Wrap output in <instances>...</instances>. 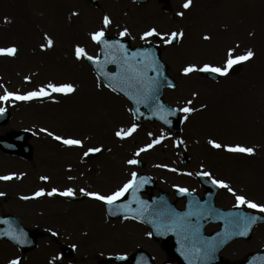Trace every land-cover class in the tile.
<instances>
[{
    "label": "rangeland",
    "instance_id": "374dc122",
    "mask_svg": "<svg viewBox=\"0 0 264 264\" xmlns=\"http://www.w3.org/2000/svg\"><path fill=\"white\" fill-rule=\"evenodd\" d=\"M170 1L171 12L158 0L144 4L101 0L97 5L89 0H0V48L17 49L15 55H0V96L42 88L49 93L0 101V108L10 113L8 122L0 125V137L29 130L33 146L28 157L0 148V177L12 176L0 179V213L15 215L39 234L36 247L27 252L0 241V264L16 258L20 264H115L114 255L136 248L148 250L157 263L178 264L151 238L148 228L130 219H108L104 202L86 195L111 194L131 180L133 172L150 174L156 181L154 192H169L179 207L183 200L175 199L176 188L203 194L197 173H211L207 177L223 180L233 189L221 187L218 206H237L238 195L264 203V0H192L188 8L186 0ZM105 16L111 20L107 26ZM153 27L164 38L172 32L183 33L177 45H162V58L178 82L175 89L165 91L164 99L180 109H195L183 112L187 118L179 134L169 133L158 122H137L129 102L108 90L85 58L75 55L79 45L98 56L91 34L102 28L105 35L117 36L127 28L121 37L137 45L149 39L142 36ZM48 38L53 41L50 47ZM230 49L235 50L233 56L248 50L254 53L242 61L236 75L229 69L214 82L202 71H183L189 64L223 67ZM49 83H71L75 91L53 92L47 88ZM133 124L138 127L130 135H116ZM56 136L83 144L66 145ZM161 136L160 143L146 148ZM212 140L222 146L251 147L254 152L216 148ZM89 148L101 150L85 156ZM133 159L142 160L145 167L129 164ZM53 188L58 191L48 195ZM68 188L83 199H64L59 193ZM41 189L44 194L35 196ZM217 228L210 225L207 232ZM67 245L75 251L72 258L61 252ZM262 247L264 226L255 228L250 240H237L221 254L241 260Z\"/></svg>",
    "mask_w": 264,
    "mask_h": 264
},
{
    "label": "water",
    "instance_id": "95a60500",
    "mask_svg": "<svg viewBox=\"0 0 264 264\" xmlns=\"http://www.w3.org/2000/svg\"><path fill=\"white\" fill-rule=\"evenodd\" d=\"M97 2L98 0H92ZM146 1V0H139ZM164 3H168V0H160ZM108 40H118L127 49L129 56L132 53H136L138 50L147 49L154 56L155 61L158 65L157 69H149L148 76L155 80L153 86V92L151 98L148 99L147 103L137 104L133 99H131L129 93H135L134 88H129L123 84L117 85L113 83L108 77L101 75L100 71L96 67V63L92 60L88 62L92 65L95 71L102 77L104 82L109 85L113 84V87L117 88V91L124 94L133 104L135 116L140 120L150 119L159 120L163 124L167 125L172 132H179L181 130V124L183 119L179 117V110L170 107L164 101H162L163 90L165 87H175L176 83L167 74L168 66L163 63L160 58V49L153 43H148L143 47L132 48L129 41H123L117 39L116 37L107 38ZM178 41L173 40L171 43L174 44ZM103 45L101 44L100 63H104L105 56L108 55L111 59V55L115 54L120 56V53H110L102 51ZM137 59H140L137 57ZM130 63H135V61L130 60ZM114 65L115 71L119 72L121 66L116 63H107L104 70L109 73V66ZM240 69V64L236 65L232 69V73H237ZM213 78H218L219 75L213 72H205ZM120 88H124L120 91ZM143 99L142 96L138 97ZM174 113V114H173ZM167 121L170 123H166ZM8 113H0V123L7 121ZM29 133L24 131L20 134H15L13 141L0 139V146L5 150L10 152H21L25 154H30L31 145L27 143ZM142 165V164H141ZM140 178H145V182L142 186L131 189L129 191L128 199L123 202L113 204L109 207V212L112 217H118L124 214H133L140 218L147 220V222L152 226L154 230V235L157 238H163L166 243V248L169 252L176 257L181 264H238L233 261L223 262V259L219 257V251L232 240L244 237L249 238L251 236V230L256 223L263 222L264 217L259 214H252L245 211L242 208H237L235 210L223 211L214 206V196L217 188L205 181L202 175L199 178L202 182L206 183L211 190L207 192V200L204 202H199L197 200V195L189 194V201L187 203L188 209L186 211H179L171 204L168 200V194L162 193L161 196L155 197L151 196L152 202L143 200L141 198V191H146L148 186L154 185L147 176H139L137 179V184L140 183ZM185 192H180L179 197L185 195ZM151 199V200H152ZM114 205H116L114 207ZM126 205L127 207H123ZM238 217L251 218L256 217L255 223L251 224L247 229H245L243 224L234 223ZM221 221L222 229L219 232L213 233L209 236L205 235V226L209 221ZM23 232L26 243L19 244L13 240L8 235H4L7 232L19 233ZM246 231L247 234H241ZM173 235V243H168L169 236ZM38 234L31 229L25 228L21 222L12 215H2L0 214V239H7L16 243L22 250L27 251L32 249L37 240ZM68 255L71 254L70 251L67 252ZM132 259V264H154L153 259L148 253L141 250L132 256H125L123 258H116L119 263L129 262ZM240 264H264V250L260 252L251 253L248 255V261Z\"/></svg>",
    "mask_w": 264,
    "mask_h": 264
},
{
    "label": "snow or ice",
    "instance_id": "6c2138e0",
    "mask_svg": "<svg viewBox=\"0 0 264 264\" xmlns=\"http://www.w3.org/2000/svg\"><path fill=\"white\" fill-rule=\"evenodd\" d=\"M192 0H186V3L184 4L185 8H188L191 4ZM182 15V13H181ZM104 25L107 26L111 23V20L108 16L104 17L103 21ZM128 29L125 28L123 32L120 33L121 36H124L127 34ZM160 36L161 33L157 31L156 28H151L150 30L143 33L142 39H146L151 36ZM167 35V34H165ZM183 33H176L172 32L170 34V38L165 40V43H171L173 40L177 39L178 36H182ZM91 37L94 41H96L98 44H102L104 47L102 51L110 52V53H120V56H117L115 54L111 55V59H109L108 55L105 56L104 63H100V57L96 56L93 57L88 54V52L81 46L77 45L75 50V55L77 59L86 58L88 60H92L96 63L97 69L100 71L101 75L108 77L110 80L113 81V83H116L117 85L123 84L129 88H134L136 91L135 93H129L131 99L135 101V103H147L148 99L151 98L152 92H153V86L155 84V80L153 78L148 76V70L149 69H157L158 65L155 61L154 56L150 53L147 49H141L138 50L136 53H132L131 56H129V53L125 46L118 40H108L105 38V31L104 29H100L98 31H95L91 34ZM208 37H205L207 39ZM53 41L51 38H48L47 45L48 47L52 46ZM41 47H45V45H41ZM16 47H7V48H0V55H15L16 54ZM234 49H230L228 52V58L225 61V66H214L211 64H204L203 68H198L195 64H189L187 67L183 69L185 74H189L193 71H205V72H213V73H219L221 75H226L233 67V65L242 62L244 60L250 59L254 53L251 50H248L246 54L244 55H237L233 56ZM139 57L140 59H137ZM130 60L135 61V63H130ZM116 63L121 66V70L119 72L109 73L104 70V67L107 63ZM112 88L113 91H117L116 87H113V84L110 83L108 85ZM48 89H51L53 92H61V93H71L75 91V87L71 83H65V84H52L49 83L47 85ZM120 91H123L124 88H120ZM42 95H49L48 92H46L43 88L36 92H29L25 95H20L18 93L14 92H6L4 95L0 96V101H7L11 98H14L16 100H27L31 99L33 97L42 96ZM142 96L143 99H140L138 97ZM191 101H188V104H191ZM195 109L192 107H184L181 109V111L185 113H191ZM4 111L3 108H0V113ZM131 111V110H130ZM174 114V113H173ZM162 119H165L166 123H170V121H167L165 117H161ZM187 118V117H185ZM138 126L133 124L130 129L127 131H124L123 129L116 133L117 136H127L130 135ZM46 131V130H45ZM151 135V134H150ZM55 139L62 140L64 144L66 145H77L81 146L83 144V141L73 138H67L64 139L63 137L56 136ZM164 139L163 136L159 137L158 139L154 140L151 144H148L146 148L153 147L154 144L160 143V141ZM214 147L220 148V147H227L228 151L233 152H243L247 154H252L254 152V149L251 147H245L242 145H235V146H222L218 142L212 140L209 141ZM100 148H89L87 152L84 153L85 156H87L89 153L93 152H99ZM145 149H141L140 151H144ZM129 164H137L139 161L133 159L128 161ZM132 179L129 180L127 183H125L121 188L117 189L115 192H112L111 194L104 195L99 192H87L86 195L93 197L95 199H98L100 201L105 202L107 205L111 206L116 203L117 200H119L121 197H123L129 190L138 188L143 185L145 182V178H140V183L137 184V173L133 172ZM202 175L205 176H211V173H202ZM12 176H5L0 177V179H11ZM42 179L47 180L48 177H42ZM213 183L220 185L221 187L228 188V185L223 180H215L213 179ZM229 191H233V189L228 188ZM58 190L53 188L50 192H48V195H52L53 193H56ZM84 189H81V192H84ZM181 192H187L188 189H180ZM44 194V189H41L34 193L35 196H40ZM60 195H67L72 196L75 194L74 190L72 188H68L63 192L59 193ZM0 195H3L0 193ZM25 199H28V197H24ZM237 200V206L247 205L249 208L252 209H259L261 212H264V203H256L252 200L247 199L243 195L236 196ZM123 207H127L124 205ZM110 210V209H109ZM256 217L251 218H244V217H238L234 223L237 224H243L245 229L249 227L251 224L255 223ZM241 234L246 235L247 232L244 231ZM4 235H8L13 240L18 242L19 244L26 243V239L24 238V233L21 231L18 234L14 232H7L4 233ZM151 235V233H149ZM123 258V257H121ZM9 264H20V259L16 258L9 262Z\"/></svg>",
    "mask_w": 264,
    "mask_h": 264
},
{
    "label": "bare ground",
    "instance_id": "6f19581e",
    "mask_svg": "<svg viewBox=\"0 0 264 264\" xmlns=\"http://www.w3.org/2000/svg\"><path fill=\"white\" fill-rule=\"evenodd\" d=\"M264 6V5H263ZM244 102V101H243ZM246 103H248L247 105L251 106L252 107V103L250 101H247ZM245 103V104H246ZM231 120L234 121V118L232 117ZM37 257H42V253H38V256Z\"/></svg>",
    "mask_w": 264,
    "mask_h": 264
}]
</instances>
